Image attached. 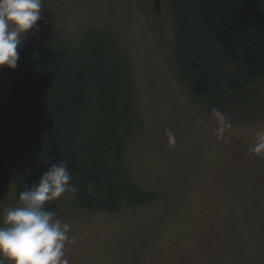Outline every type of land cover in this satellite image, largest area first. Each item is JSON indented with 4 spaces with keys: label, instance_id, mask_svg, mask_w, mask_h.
Instances as JSON below:
<instances>
[{
    "label": "rangeland",
    "instance_id": "obj_1",
    "mask_svg": "<svg viewBox=\"0 0 264 264\" xmlns=\"http://www.w3.org/2000/svg\"><path fill=\"white\" fill-rule=\"evenodd\" d=\"M47 28L71 53L91 35L104 43L101 60L114 71L118 114L128 121L119 176L154 195L116 213L63 206L56 217L71 225L69 264H264V155L248 152L264 129V76L240 95L197 103L179 80L167 6L144 12L133 0H60ZM19 56L15 70L0 69V105L22 46ZM1 199L3 211L19 204L11 182Z\"/></svg>",
    "mask_w": 264,
    "mask_h": 264
},
{
    "label": "trees",
    "instance_id": "obj_2",
    "mask_svg": "<svg viewBox=\"0 0 264 264\" xmlns=\"http://www.w3.org/2000/svg\"><path fill=\"white\" fill-rule=\"evenodd\" d=\"M59 1L42 0L39 32L31 31L24 41L15 81L0 105V217L2 190L9 182L19 198L61 160L78 191L67 194L70 199L48 202L46 208L55 214L63 206L116 213L124 204L154 200L153 193L119 176L128 121L118 114L114 71L107 73L101 60L104 43L91 35L71 53L57 34L48 37V17ZM133 2L144 12L167 6L179 80L197 103L209 106L240 95L264 76V0Z\"/></svg>",
    "mask_w": 264,
    "mask_h": 264
},
{
    "label": "clouds",
    "instance_id": "obj_3",
    "mask_svg": "<svg viewBox=\"0 0 264 264\" xmlns=\"http://www.w3.org/2000/svg\"><path fill=\"white\" fill-rule=\"evenodd\" d=\"M42 0H0V69L15 70L20 59L19 49L31 31H39ZM213 116L221 125L230 127L226 115L218 108ZM223 134L224 127L217 129ZM170 143H175L171 129H166ZM256 142L248 149L255 156L264 155V129L255 133ZM66 161L52 163L39 181L19 193V204L4 210L0 217V264H69L65 246L71 225L62 222L48 210V202L78 187Z\"/></svg>",
    "mask_w": 264,
    "mask_h": 264
}]
</instances>
